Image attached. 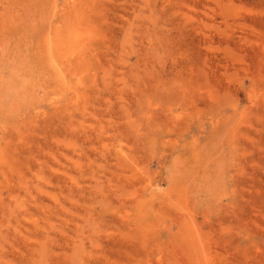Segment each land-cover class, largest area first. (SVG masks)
<instances>
[{
    "label": "rangeland",
    "instance_id": "obj_1",
    "mask_svg": "<svg viewBox=\"0 0 264 264\" xmlns=\"http://www.w3.org/2000/svg\"><path fill=\"white\" fill-rule=\"evenodd\" d=\"M0 264H264V0H0Z\"/></svg>",
    "mask_w": 264,
    "mask_h": 264
}]
</instances>
